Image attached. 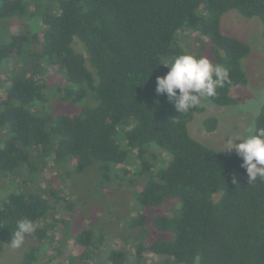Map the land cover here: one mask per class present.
<instances>
[{
  "label": "trees",
  "instance_id": "1",
  "mask_svg": "<svg viewBox=\"0 0 264 264\" xmlns=\"http://www.w3.org/2000/svg\"><path fill=\"white\" fill-rule=\"evenodd\" d=\"M231 10L258 18L264 38V0H0V19L42 26L0 43L8 85L0 98V128L11 133L0 147V172L28 175L71 161L82 174L98 164L102 184L147 178L137 194L144 208L176 201L173 216L137 214L130 228L139 234L128 255L112 249L107 264H145L150 254L155 264H193L197 255L200 264H264V180L249 183L236 153L222 155L194 139L189 124L204 107L179 114L156 92L157 77L169 71L164 64L184 53L202 56L192 42L207 38L214 46L209 59L227 67L231 81L211 103L237 104L231 92L249 83L243 61L252 49L223 34L222 16ZM51 70L59 80L56 96L80 105L78 113L48 114L38 106L48 102ZM256 122L264 127V106ZM217 123L212 117L205 126L212 132ZM59 210L71 212L73 204L52 186L48 196L42 187L6 196L0 242L10 244L17 221L27 218L31 237L53 244L49 233L67 223ZM39 249L21 264H37Z\"/></svg>",
  "mask_w": 264,
  "mask_h": 264
},
{
  "label": "rangeland",
  "instance_id": "2",
  "mask_svg": "<svg viewBox=\"0 0 264 264\" xmlns=\"http://www.w3.org/2000/svg\"><path fill=\"white\" fill-rule=\"evenodd\" d=\"M41 27L38 20L25 23L20 19H0V43L7 42L9 37L18 31L28 29L36 32ZM221 29L223 34L234 36L251 47V54L243 61L249 83L232 90L231 95L237 101L234 106L218 107L211 103L210 98L203 102L201 106L205 110L195 114L189 124V131L195 140L222 155H229L235 152L226 150V143L230 138L234 140L245 134L246 127L253 118L249 109L255 110L259 107L261 111L264 106L260 103L261 94L264 93V38L262 23L258 18H246L235 10L222 16ZM192 47L197 50L196 54L207 58L214 56V46L207 38H203L201 43L192 42ZM76 49L84 53L81 45L76 46ZM50 74H53L52 70L47 77L51 86L47 92L48 102L38 106L48 114L78 113L80 105L66 104L56 96L55 90L59 80ZM3 78L5 76L0 70V98L8 87L7 80ZM212 117H216L218 123L215 130L210 132L205 126V121ZM6 130L0 128V147L3 141L11 136ZM24 180L30 182L24 186L21 182ZM146 182L147 178H140L133 183L127 180L122 184H102L98 164L78 174L74 171L71 161L63 162L56 168L39 166L37 172L28 175L0 172V203L3 198L14 193H39L41 187L48 196L52 186L59 190L60 196L73 204L71 212L59 210L62 212L57 216L65 217L67 223L49 233L56 238L53 244H40L31 235L26 236L20 248L14 249L8 243L0 242V264H21L25 254L36 246L40 248L37 264H68L71 260V264H107V253L112 249L125 251L128 255L132 240L139 234L130 228V222L137 214L143 213L148 217L173 216L176 211L175 200H169L154 209L142 207L137 201V194ZM49 216L45 223L51 220V215ZM151 227L152 223L148 221L145 228L151 231ZM150 238L166 239L168 235L152 233ZM83 253L86 259L84 262L79 258ZM145 264H155L152 254L148 255Z\"/></svg>",
  "mask_w": 264,
  "mask_h": 264
},
{
  "label": "clouds",
  "instance_id": "3",
  "mask_svg": "<svg viewBox=\"0 0 264 264\" xmlns=\"http://www.w3.org/2000/svg\"><path fill=\"white\" fill-rule=\"evenodd\" d=\"M169 71L163 77H157L156 92L166 95L169 102L179 114L188 113L190 110L202 105L203 102L217 95V89L223 88L226 83H231L230 72L223 64L214 63L205 56L197 57L191 53H184L171 58L164 64ZM264 105V93L260 98ZM253 118L248 123L245 134L236 139H228V151L234 150L242 159L241 167L246 170L249 183L264 180V127H258L256 118L259 116V107L249 109ZM239 140V143L236 141ZM232 183L237 179L233 177ZM34 231L33 223L27 218L17 221L16 230L12 233L9 246L20 248L26 236ZM199 255L193 258V264H200Z\"/></svg>",
  "mask_w": 264,
  "mask_h": 264
}]
</instances>
